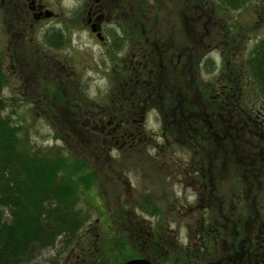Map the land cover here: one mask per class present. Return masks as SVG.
<instances>
[{
    "label": "flooded vegetation",
    "instance_id": "af4514ba",
    "mask_svg": "<svg viewBox=\"0 0 264 264\" xmlns=\"http://www.w3.org/2000/svg\"><path fill=\"white\" fill-rule=\"evenodd\" d=\"M180 2L183 4L180 0H0V44L4 46L0 59L9 62L10 77L24 75L42 78L40 101L36 103L35 99H31V102L38 104L45 112V117L52 119L54 125H58V117L62 118L67 112L72 126L82 130L80 138H75L72 134L71 139L81 142L75 146L82 155L87 158H103L108 156L112 148L117 149L118 153L124 150L139 154L145 148V142L150 140V137L142 134L140 123L145 112L160 107L158 102L151 101L157 100L161 94L157 79L163 76L165 80L168 74L166 66L169 65L168 69L172 72L169 79L173 84L168 92L175 93L179 91L176 77L191 76L192 0H186L188 3L184 5L183 11L177 9ZM198 2L201 6L205 1ZM200 6L201 10L208 9ZM174 10L176 13H185L184 25L180 22L157 20L156 15ZM150 12L153 16H146ZM196 18L198 19V15ZM214 23L213 20L210 25L213 27ZM222 25L221 22L215 23V27L220 29L216 45L218 59L221 54L218 45L225 44ZM181 31L185 33L183 42L179 38ZM85 36L97 41L102 49H95L93 52L90 51L92 49L88 52L84 48L77 49L75 46L79 42L83 43ZM87 71L111 78L109 86L101 94L103 101L99 103L84 96L81 90L84 87L81 88L76 83V79L84 77L82 73ZM219 100L217 117L220 140L226 136L225 122H232V129L236 132L233 137L239 141L241 151L244 149L249 154V164L243 170L247 175L244 176L243 183L235 188L247 190L251 201L256 205L255 197L264 190V118L261 119L257 111L254 118H246V122L231 117L232 114H228L226 109L229 105L223 100L222 88ZM68 123L65 119L59 125ZM62 134L65 138L69 136L65 131L60 135ZM160 136L164 139L163 134ZM156 154L155 152L154 155ZM206 168L207 166L203 168L205 174L201 191L205 199L200 200L205 207L206 217L204 225L200 224L202 230L190 225L189 219L193 217L190 214L191 217L182 222V226L187 228L188 238L184 245L182 241H176L168 227V222L172 219L164 214L168 222H164L165 231L157 234V238L165 249H172L174 253L178 251L177 245L184 248V256L191 260L194 257L201 259L200 264H264V209L263 213L256 210V220L254 217L250 226L242 230L238 213L231 217L222 211L214 220L213 214H208L212 209L206 200ZM88 169L97 172L95 179L101 185L103 183L108 186L109 191L113 190L112 187H117L118 179L113 178V167L99 164ZM236 194L233 203L236 204L235 210H238L237 191ZM171 203L169 201L167 204ZM184 204L191 203L183 202ZM187 211L189 210H185ZM185 212L183 214H187ZM81 230L84 234L81 238L83 242L76 247V255L81 256L82 262L92 254L87 249L90 244L87 236L91 232L86 228ZM139 237L140 234H137L136 239L140 243L137 246L144 251V241ZM163 247L160 248L167 253Z\"/></svg>",
    "mask_w": 264,
    "mask_h": 264
},
{
    "label": "trees",
    "instance_id": "16d2710c",
    "mask_svg": "<svg viewBox=\"0 0 264 264\" xmlns=\"http://www.w3.org/2000/svg\"><path fill=\"white\" fill-rule=\"evenodd\" d=\"M180 1H182L183 7L188 3L186 0ZM204 1L200 6L198 0H192L191 8L194 14L201 11L199 6H203L204 9L208 8V12L211 13L218 12V7H212L209 0ZM219 1L222 6L235 10L246 3V0ZM184 14V12L176 13L174 10V12H163L160 16L156 15V18L158 21H170L169 19L176 17L177 22L184 25L186 20ZM146 16L151 17L153 13H146ZM183 25L182 29L185 31ZM198 25H191L192 33L194 30L196 32L195 28ZM200 27L203 29L200 30L201 36H206L208 30L206 24H200ZM226 27L223 23L221 28L225 44L218 45L221 52L219 64L213 58L205 55L206 51L200 43L203 39L196 40L192 38L193 34L191 35V76L188 78L176 77V82L178 81L176 86L179 91L175 93L168 92V88L173 83L169 79L172 72L166 63L168 74L164 80V88L161 90L164 93L158 95L157 100L151 99V101L160 104L156 112L159 114L160 120H163V124H167L168 122L166 123L164 120L169 121V119L174 122L173 126L168 123L167 131L161 133L164 135V139L158 146L160 151L156 155L151 153H144V155L140 152L143 157L138 159L134 152L129 151L128 153L122 150L119 154L121 158L119 163L110 164V167L121 172L134 170L138 172V170L149 169L148 175L153 180H157L155 185L158 188H165L162 182L164 176L175 175L174 177L178 179L177 183H179L180 177H189L188 181L192 185L198 186L193 190L196 197L200 196L201 199H205V195L201 191L205 174L203 168L207 166L208 195L206 200L212 209L208 214H213L215 220L222 211L224 214H230L231 217L238 213L242 230L250 226L254 217L256 220V210L263 213L264 190H261L262 194L255 197V205L247 190L235 188L243 183V178L247 175L243 170L249 164V154L244 149L241 151L238 146L239 141L233 137L236 132L232 129V122H225L224 133L226 136L220 140L218 106L222 88L223 100L229 105L226 109L228 114H232L231 117L246 122L247 119L254 118L257 111L259 117L264 118V37L256 39L245 57L241 58L239 49L242 48V43L238 40L237 27L235 25ZM199 28H197V33H199ZM183 31L179 35L182 42L185 35ZM218 31L220 29L217 28V33ZM181 61L184 70L183 56ZM1 64L2 59H0V264H23L26 260L31 259L36 251H41L46 247L51 248L53 237L64 242L66 247L72 243V240H76L85 216L76 208L75 195L77 192L74 190V185L80 186L83 191L94 189L98 195L101 183L95 179L96 171L85 169L89 167L91 158L77 157V159L74 158V163L69 164L66 159L56 156V154L52 157L50 155L45 157L42 153L31 150L27 141L17 137L18 126L10 125L7 116L2 115L5 105L2 87L6 80ZM202 71L205 74H213L212 77L210 76L212 79L205 82L200 80ZM159 78L163 79V76ZM109 79L111 78L109 77ZM169 107L172 108V118L170 113L166 114L165 111H168ZM168 134H170V138ZM175 135L179 137L176 138ZM205 135H207L206 138ZM175 145H178L179 152L187 153V159L182 161L181 157L174 153L176 149L172 148ZM133 159H136V165H128L129 161ZM141 161H143L142 168L139 166ZM60 167L67 169H63V174L57 177L61 173L58 170ZM94 186L96 187L93 188ZM236 191L239 197L238 210H235L236 204L233 203L237 195ZM111 192L113 195L116 194L113 196L116 200L120 199L121 201L118 205H115V200L113 201L112 216L119 214L124 219L129 230V232L126 230V235H129L127 238L137 243L136 245H140L136 239V235L140 234L139 238L144 241V251L140 254L141 256L151 260L154 264H200L201 259L194 257L191 260L190 257H185L184 248H180L178 245V251L175 253L172 249H165L157 238V234L165 231L166 224L164 225V222L166 219L160 216L169 215L178 209L183 210V213L185 210H189L185 213L193 215L189 219L190 225L194 226V229L202 230L200 224L204 225L206 220L203 204L194 207L184 204L179 205L180 208H176L172 204L178 205V199L171 197L169 199L172 203L166 204L169 199H165L168 196L164 191L156 196L145 190L136 195L122 194L121 198L116 190H111ZM251 192L255 194L253 190ZM245 195L248 196L244 202ZM160 197L163 198L162 201ZM128 204L133 208L129 210L123 208ZM162 204L164 210L160 212L157 206ZM134 208H138L145 217H154L153 223L149 225L148 221L136 218L137 215L142 214L136 213ZM127 214L132 218L127 217ZM119 220L120 218L114 220L113 225L118 224ZM134 221L136 222L134 223ZM118 229L124 231V229ZM160 247L168 252L164 253ZM135 254L131 252L122 255L121 260L124 262V259L134 258L137 256ZM197 255L199 256L198 252Z\"/></svg>",
    "mask_w": 264,
    "mask_h": 264
},
{
    "label": "rangeland",
    "instance_id": "374dc122",
    "mask_svg": "<svg viewBox=\"0 0 264 264\" xmlns=\"http://www.w3.org/2000/svg\"><path fill=\"white\" fill-rule=\"evenodd\" d=\"M210 2V4H212V7H218L219 10L218 12H213L212 10L213 13L208 12V9L201 10L195 14L192 12L191 25L195 26L199 24L195 28L196 32L194 30V32L192 33V38L196 40H200L202 38L203 40L200 43L203 49H205L206 51V56L208 55L209 57L213 58L216 63L219 64V52L215 48V44H217L219 38L215 23H224L225 27L227 25H235V27H237L236 32L238 31V40H240L242 43V48L239 49V54L241 58L245 57L246 53H248V51L250 50V46L252 45V43L255 42L256 39L258 40V38L264 37V0H246V3L241 5L239 8H236V10L234 8L222 6L220 3L221 1L219 0H210ZM177 9L183 11V4H181V2L177 5ZM197 15L198 19L196 18ZM169 20V23L177 22L176 17H172ZM213 20L215 21V23L214 26L211 27L210 23H212ZM200 24H206L209 30V33L208 30L206 31V36H201L202 33L200 32V30L203 29H201ZM197 28H199V33H197ZM82 42L83 43L79 42V45L75 47L79 50H82V48H84L87 52L90 49H92L90 50L92 52L95 49L96 51L102 49V46H100L97 41L95 42L93 38L85 36L82 39ZM70 43L71 45L73 44V42ZM3 48L4 46L0 44V52L1 50H3ZM198 50L201 51L200 49ZM1 54H3V52ZM78 59H81V57H78ZM8 64L9 62L7 60L2 61L1 64V68L5 73L4 75L6 80L5 85H3L2 87V97L5 102L2 115L7 116L10 125L18 126L17 137L23 139L24 141H27L29 145L28 147L31 150H34L37 153H42L45 157H47L48 155L52 157V155L56 154V156L58 155L61 158L66 159L69 164L75 162L74 158L77 159V157L84 156L81 155L80 152H78L75 146L77 144H81V142L71 140L73 137L72 134L75 138H80V136H82V130L72 126V121H70L71 118L67 114V112H65L62 118L58 117V122L56 123L58 125H54L52 119H48L45 117V112L40 109L38 104L31 102V99H35L34 101H36V103L40 101L39 98L43 91V89L41 88L43 82L42 78H40L39 76L31 78L29 76H24L23 74V76L20 77H10L11 73L10 69L8 68ZM82 74L84 77L77 78L76 83L81 88L84 87V89H81L83 91V95L87 98L91 97V99L97 103H99V101H103L101 94L110 84L109 77H106L105 75H102L98 72L93 73L87 71ZM212 75L213 74L209 73L205 74L202 71L200 80L205 82L209 80ZM157 81L159 82L157 86L160 87L158 91L161 93L160 95H162L164 93L161 91L164 88V79L158 78ZM165 111L167 112H165L166 114L170 113L172 118V108L168 109V111ZM159 117L160 116L156 112V110H148V112H145L144 119L140 124L142 125L141 129H143L142 134L148 136V138L150 137V140L149 142H145L146 145L145 148L141 151L142 154H154L155 152L158 153L160 151L158 146H160V143L163 142V137L161 139L160 136L162 131L164 133L165 130L167 131L168 123H170V125L172 126L174 124V122H171V119H169V121L164 120L166 123L168 122L164 125L163 120L161 121ZM65 119L67 123L69 122L68 125H59L62 123V121L64 122ZM50 120L53 124L50 123ZM64 131L69 134L67 138H65V135L63 134L60 135ZM57 135L59 136V138L64 137V139H59ZM168 137L170 138V134H168ZM175 137L178 138L179 136L175 135ZM172 149H176L174 153L178 155V157H181L180 159L182 161L188 158L187 153H185L184 151L179 152L178 145H175ZM116 150L117 149L112 148L111 150H109L108 156H103V158H95L94 156H90V165L88 166L90 167L96 164H101L103 166L109 167L110 164L116 162L119 163L121 159L119 155L121 150L119 151V153ZM135 154L136 158L138 159L139 157H143L142 154H138V152H136ZM135 162L136 159H133L132 161H129L128 165L130 164L135 166ZM141 165L143 166V161H141L139 164L140 168H142ZM89 167H86L85 169L90 170L88 169ZM128 167L130 168V166ZM65 168L66 167H60L58 169L61 173H59L57 177L63 174V169ZM147 171H149V169H145L144 171L138 170V172H136L135 170L130 172H121L118 169H114L112 175L113 178L118 179V183H116L118 185L117 187L114 186L111 189L116 190V193L119 194V198H121L122 194L128 195L130 193L136 195L145 190L150 191L156 196L158 195V193H162V191H164V193H166L168 196V198L164 197L165 199H171V197L172 199L174 197L178 199V205L172 204V206L174 205L176 206V208H180L179 205H183V202L191 203L190 205H192L193 207L195 205L198 206L201 204L200 200L202 199L200 198V196L196 197V194L193 191L197 189L198 186L192 185L191 182L188 181L189 177L182 176V178H179V183H177V177L171 178L172 175H169L168 177L164 176L162 177V182L165 188H158V186L155 185V182L157 180H153L152 177L148 175L149 173ZM95 187L96 186H94L93 188ZM74 190H76L77 192V194L75 195L77 200L76 208H78L82 215L85 216L81 228L83 230L84 228H86V230L91 232L92 235L87 236L88 241H90L87 249L93 256L89 254V256L87 258L85 256L84 258L86 259H84V261L82 260L81 262V256L77 257L76 255V247H78V245L80 244L82 245L83 240H81V238L84 236L83 231L80 228L79 236L75 241L72 240V243L68 244L67 247L64 245V242H60L58 238L56 240V237H53L54 240L52 241L53 245L51 248L46 247L41 249V251H36L33 254V257L29 260H26V262L23 264H118L122 261V255L124 256L128 253L133 252V254L136 253L135 255L138 256L143 253L142 249H139L136 245L137 243L127 238V227L125 225L126 222L124 221V219L120 217L119 214H115L114 217L112 216L113 213L111 208L114 204L113 201L115 200V205H118L120 199L116 200V198L113 197L116 194L113 195V192H111V190L109 191L108 186L103 185L102 183L100 190L98 189V195H96L94 189L83 191L82 188L78 185H74ZM160 198L162 201L163 198ZM170 199L166 202V204L171 201ZM157 207H159L160 212H163V204ZM123 208L129 210L130 208H133V206L131 207V205L128 204L126 206H123ZM134 210L136 213L142 214L140 213L141 211L138 208H134ZM168 216L172 219L168 222V227L172 230L173 236L176 237V241H182L181 243L185 245L188 239L186 235L187 228L182 226V222L187 221V218L191 217L190 213L183 214V210L178 209L171 212V214H169ZM127 217L132 218L128 214ZM160 217H164L167 220V217L165 215H161ZM117 218H120L118 224L113 225V221L117 220ZM136 218L142 219V221L143 219L145 221H148L149 225L155 220L154 217H145L143 214L137 215ZM135 222L136 221H134V223ZM118 228L124 229V231H121Z\"/></svg>",
    "mask_w": 264,
    "mask_h": 264
},
{
    "label": "water",
    "instance_id": "95a60500",
    "mask_svg": "<svg viewBox=\"0 0 264 264\" xmlns=\"http://www.w3.org/2000/svg\"><path fill=\"white\" fill-rule=\"evenodd\" d=\"M118 264H154L149 259L143 258V257H130L127 259H124V262L121 261Z\"/></svg>",
    "mask_w": 264,
    "mask_h": 264
}]
</instances>
